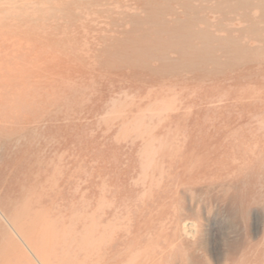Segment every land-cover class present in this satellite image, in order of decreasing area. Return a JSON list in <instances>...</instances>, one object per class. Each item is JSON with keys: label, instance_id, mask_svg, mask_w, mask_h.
<instances>
[{"label": "rangeland", "instance_id": "374dc122", "mask_svg": "<svg viewBox=\"0 0 264 264\" xmlns=\"http://www.w3.org/2000/svg\"><path fill=\"white\" fill-rule=\"evenodd\" d=\"M0 264H264V0H0Z\"/></svg>", "mask_w": 264, "mask_h": 264}, {"label": "bare ground", "instance_id": "6f19581e", "mask_svg": "<svg viewBox=\"0 0 264 264\" xmlns=\"http://www.w3.org/2000/svg\"><path fill=\"white\" fill-rule=\"evenodd\" d=\"M177 37V36H176ZM178 41V40H177ZM23 241V239H21Z\"/></svg>", "mask_w": 264, "mask_h": 264}]
</instances>
